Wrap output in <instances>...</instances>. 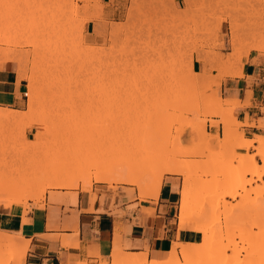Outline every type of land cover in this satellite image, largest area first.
Returning <instances> with one entry per match:
<instances>
[{"label":"rangeland","instance_id":"obj_1","mask_svg":"<svg viewBox=\"0 0 264 264\" xmlns=\"http://www.w3.org/2000/svg\"><path fill=\"white\" fill-rule=\"evenodd\" d=\"M115 3L120 9L113 19L105 8ZM225 20L235 27L238 59L252 49L264 55V0H0V55L9 51L18 57L14 62L36 87L30 101L29 82L16 73L26 84L23 108H0L13 112L0 119V175L6 182L15 175L25 178L21 187L31 198L20 206L23 213L81 189V182L77 188H52L48 176L77 164L93 173L92 163L81 161L85 154L111 153L121 174L138 175L139 163L127 167L122 158L140 144L168 163L191 168L189 212L205 224L203 235L214 248L189 264H264L263 175L247 171L255 162L263 173L264 153L258 154L264 136L257 143L253 136L252 146L239 154L243 134L231 113L234 103L216 97L212 87L218 82L205 70L191 69L193 53L205 64H224L222 36L215 30ZM219 125L235 136L226 141ZM202 141L209 144L198 148ZM175 177L180 187L183 178ZM229 181L237 188L227 189ZM93 187L132 202L141 198L137 186L92 182L89 190ZM184 192L182 187V198ZM177 212L178 205L176 220ZM113 214L124 215L118 209ZM12 237L0 231V264H15ZM126 255L122 247L118 258ZM138 256L142 264L150 261ZM114 258L86 263L113 264Z\"/></svg>","mask_w":264,"mask_h":264},{"label":"crops","instance_id":"obj_2","mask_svg":"<svg viewBox=\"0 0 264 264\" xmlns=\"http://www.w3.org/2000/svg\"><path fill=\"white\" fill-rule=\"evenodd\" d=\"M119 9L120 6L115 3L109 9L105 8V12L115 19ZM215 31L222 36L223 48L219 53L225 63L232 52L228 20ZM237 60V65L233 64L235 67L212 62L205 64L198 61L196 53H193L191 69L193 73L205 70L210 80L218 82L212 87L216 97L234 103L231 113L240 124L238 131L246 140H252L253 136H264V128L259 127L264 117V55L252 49ZM2 65L0 108L20 111L25 102L26 84L18 80L15 65L9 62ZM211 67L217 69L211 70ZM234 70H240L241 75L234 74ZM206 131L214 135L216 129L207 124ZM218 131L222 135L221 125ZM237 152L245 154L244 149ZM252 152L254 150L250 149ZM175 175L163 176L156 199L140 198V201L132 202L131 198L124 200V195L117 193L114 196L105 187H93L91 191L78 189L52 204L46 200L43 208L31 207L25 214L20 206L0 203V231L19 232L27 241L23 264H79L82 261L99 262L98 259L105 262V259H112L116 232L121 236L119 244L124 254H145L148 260H163L173 243H199L201 240L194 223L187 222L179 227L178 220L174 218L176 206L179 212L182 199V184L178 187L176 180L179 178ZM73 194L74 203L71 202ZM133 204L136 206L134 209L128 208ZM114 209L124 215H114Z\"/></svg>","mask_w":264,"mask_h":264},{"label":"bare ground","instance_id":"obj_3","mask_svg":"<svg viewBox=\"0 0 264 264\" xmlns=\"http://www.w3.org/2000/svg\"><path fill=\"white\" fill-rule=\"evenodd\" d=\"M230 33L232 38V52L228 54L225 65L233 66L235 67L237 62H239L238 59V53L235 52V47L237 45L236 37V31L235 27L231 24L230 27ZM238 38V37H237ZM18 57L14 56L11 52H2L0 55V68L4 67L3 63H12L13 65L16 64L15 70L19 78L26 79L29 82V87L31 91L30 101H32L35 97V82L34 78L32 76H28L27 74L22 72V64L19 62ZM7 65V64H6ZM240 65V64H239ZM238 65V66H239ZM9 66V65H8ZM7 66V67H8ZM14 67V66H13ZM22 68V69H21ZM232 68V67H231ZM239 69V68H236ZM233 71V70H232ZM236 72L234 70V74L241 75L240 70H237ZM231 75V74H230ZM223 76V75H222ZM228 76V75H227ZM219 79V78H218ZM27 93H25L26 95ZM225 104L230 105L233 102L231 101H223ZM30 104V103H29ZM30 107V105H29ZM223 110L215 111L213 112V115H220ZM13 115V112L7 111V110H0V119L8 118ZM224 139L226 141L231 140L235 133L231 132L229 129L225 128L222 133ZM255 143L260 141V137H256ZM239 143L241 144V149H247L248 147H251V143H249L248 140H246L243 136L239 137ZM208 141H202L200 146H197L200 148L201 146L208 145ZM219 146V145H217ZM195 148L194 150H196ZM100 152V151H99ZM235 153L238 155V153L235 151ZM234 153V155H235ZM264 153V148L259 150L258 157L263 158L262 154ZM220 156H213L211 159H216ZM238 157H241V155H238ZM242 161L246 162L247 159L245 157ZM122 163H126L127 167L129 164L133 161H137V167L139 163V167L141 170H139L138 175L132 176L134 174H131L129 172L127 175L121 174V171L119 172L118 165H114L112 161L114 160V156L111 153H89L82 155L81 161L82 163L91 162L94 172L90 173L89 170H85V168L82 167V164H77V167L73 170L72 168L70 170L66 169L67 166H60L62 169H66L65 171L60 170V168H57V171L55 169L54 172L50 171L51 174H49V180L50 185L52 188H77L79 186V183L81 182V190H88L91 186L92 182L100 183V184H127L131 186H137L138 193H140L141 199H156L158 197V193L160 190L162 178L164 174H176L180 175L183 178V184L182 187L185 189L184 197L180 200L179 203V214H178V224L184 225L187 222L194 223L195 230L200 233L201 240L199 243H174L175 245L170 248L167 254V260L165 261H156V260H150L147 262V264H189L192 261H195L197 257L201 256L207 248H214V245H211V242L203 235L204 231L206 230L205 224L197 217L192 216V214L189 212L191 210V204L193 203V200L191 199V174H190V167H187L186 164L183 165H176L168 163L167 160L164 157L156 156L153 153H150L147 148L140 144L135 145V149L126 153L125 156L122 158ZM94 160V161H93ZM130 161V162H129ZM113 164V165H112ZM132 164V163H131ZM130 164V165H131ZM125 165V164H123ZM120 166V165H119ZM258 165L255 162L249 163L248 173L256 174L257 177H260V175H264V169L262 170L263 173L259 172V169L257 167ZM59 169V170H58ZM121 170V168H120ZM138 171V170H137ZM3 174V173H0ZM17 174V173H16ZM14 175V173H13ZM0 203L2 204H11L16 206H26L27 199L31 198L30 192L27 191V189L22 188L21 186H26L25 178L18 177L15 175V177L21 179L19 181L14 179H11L9 182L7 178H3L2 175H0ZM22 178L24 181H22ZM4 179V180H3ZM16 181L15 183L13 181ZM19 182L18 184H16ZM27 183V182H26ZM22 184V185H21ZM19 185V186H18ZM237 184H235V181H229L227 183V189H234L237 188ZM27 191V192H26ZM227 196H230L231 193H227ZM231 197V196H230ZM75 200V194L72 195L71 202L74 203ZM190 214H189V213ZM194 213V212H193ZM195 215V214H193ZM72 227H75V225H72ZM21 233V232H20ZM115 237L113 239L114 241V247L112 249V255L115 256V261L113 264H142L145 263V259L141 258L138 255H130L127 254L125 258L119 259L118 255L121 251V244L120 243V237L117 235V232L115 233ZM15 239L12 237V240L15 241L17 244H15L14 249L12 251V260L15 262V264H23L25 254L27 251V241H24V239L21 237L19 232H16ZM120 238V239H119ZM19 240L20 242H17ZM176 247H179L180 250L177 253ZM99 262H103V259H98ZM79 264H86V262L82 261L79 262Z\"/></svg>","mask_w":264,"mask_h":264},{"label":"built area","instance_id":"obj_4","mask_svg":"<svg viewBox=\"0 0 264 264\" xmlns=\"http://www.w3.org/2000/svg\"><path fill=\"white\" fill-rule=\"evenodd\" d=\"M25 96V95H24Z\"/></svg>","mask_w":264,"mask_h":264}]
</instances>
